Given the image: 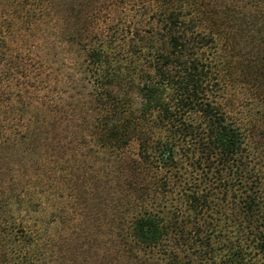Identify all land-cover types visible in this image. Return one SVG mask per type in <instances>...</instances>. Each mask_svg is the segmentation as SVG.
I'll list each match as a JSON object with an SVG mask.
<instances>
[{"label": "trees", "instance_id": "obj_1", "mask_svg": "<svg viewBox=\"0 0 264 264\" xmlns=\"http://www.w3.org/2000/svg\"><path fill=\"white\" fill-rule=\"evenodd\" d=\"M104 9L86 12L77 36L90 101L78 112L63 100L55 114L0 111V159L11 163L0 162V264L71 259L33 217L63 195L87 221L80 232L118 246L98 264H264V150L216 96L235 67L264 81V0H110ZM247 19L256 57L242 64L234 56ZM25 75L19 97L37 89L36 74ZM73 143L91 162L77 160ZM27 150L40 161L26 165Z\"/></svg>", "mask_w": 264, "mask_h": 264}, {"label": "rangeland", "instance_id": "obj_2", "mask_svg": "<svg viewBox=\"0 0 264 264\" xmlns=\"http://www.w3.org/2000/svg\"><path fill=\"white\" fill-rule=\"evenodd\" d=\"M109 1H0V23L2 22L0 36H8L7 43L0 42L1 58H3L1 63L4 61L7 63L9 70L6 74L13 78L8 87L0 84V111L4 112L6 110L4 106H10L8 114L17 118L26 116V114H36L37 112H40V116L51 112L55 114L61 109L60 102L63 100L69 103L72 102L70 105L74 104L75 110L78 112V103L92 99V86L86 75L84 64L81 62L83 51L79 41H77V36L84 33L83 29L86 25H83L81 20L85 19L83 16L86 12H91L94 8L99 7L101 9L99 15H103V12L106 11L104 8ZM247 20L241 30L238 31L241 42L239 50L234 56L236 61L238 58L240 62L242 60V64L256 57V51L252 49L250 44L253 26L249 22L250 20ZM65 33L68 35L74 34L76 41L73 40L71 44L66 45L67 43L65 44L62 37ZM80 39L81 41L84 40L81 36L78 40ZM1 63L0 70H3L4 65ZM31 71L36 74V79L32 80L31 78L30 83L35 82L37 89L29 88V91L21 92L20 98L17 90L20 88L19 84L27 81L25 74L30 75ZM1 72V76H3L4 71ZM224 85L222 90L219 91L220 94L216 95L218 100L230 115L237 118L238 122L244 123V126H252L251 128L254 129L255 134L253 139L257 140L260 149L264 150V81L260 80L257 83L249 81V77L247 75L242 76L238 67H235ZM19 98L21 102L39 100L43 102V105L22 107L23 103L21 104L18 101ZM25 112L27 113L25 114ZM15 121L16 119H13L12 123H15ZM45 124L49 128L50 134L53 131L58 132V126L52 129L48 123ZM76 145V152L79 150L77 154L82 153L78 155L77 160H83L85 164L91 162L92 158L88 155L87 147L82 148L81 145ZM19 149L13 157V164L22 163L18 161L21 156ZM29 151H24V158L25 156L27 158V161H24L26 165L29 161L31 163L40 161V157L36 152L31 154L32 152ZM49 152L51 151L49 150ZM70 152L73 151L69 150L65 156ZM42 155L45 156L44 151H42ZM0 162L3 167L11 164L7 155H1ZM59 183L62 185L61 179H59ZM71 202V198L63 195L58 198V203L54 201L52 205L45 204L44 209L36 207L38 209L33 213L35 219L49 222L48 228L53 238L61 245L63 255L71 258L63 261L58 259V263L48 262L46 264H98L95 260L104 262L110 259L116 254L115 249L118 246H111L108 238L103 233L98 235L100 241L95 243L94 240H91V231L86 235L80 232L79 227L81 228L82 225L86 227L85 222L87 221L82 219V215L75 213V210L80 212V207H76ZM57 206L58 209L55 208ZM72 207H75L74 213L71 212ZM53 212L58 213V221L55 223ZM72 229H74L73 232H71ZM66 237L69 238L66 239ZM88 248H90V251H85ZM120 259H123V257ZM113 264H125V261H114Z\"/></svg>", "mask_w": 264, "mask_h": 264}]
</instances>
